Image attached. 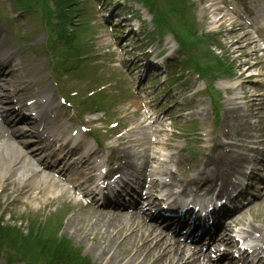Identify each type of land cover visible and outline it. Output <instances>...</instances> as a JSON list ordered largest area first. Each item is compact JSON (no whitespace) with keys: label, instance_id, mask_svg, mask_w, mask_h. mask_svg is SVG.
Returning a JSON list of instances; mask_svg holds the SVG:
<instances>
[{"label":"bare ground","instance_id":"obj_1","mask_svg":"<svg viewBox=\"0 0 264 264\" xmlns=\"http://www.w3.org/2000/svg\"><path fill=\"white\" fill-rule=\"evenodd\" d=\"M247 87V86H246ZM245 90V93L247 94L246 98L249 97V92L246 91L247 88L243 87ZM249 104L252 108L256 109L258 111V114H260V110L264 108V94H255L250 95V98L248 99ZM229 112H235L234 109H229ZM263 117V116H261ZM235 128L231 127V131H234ZM230 135V133L228 134ZM118 156H115L114 159H118ZM231 159V166H228L229 172H235L236 170L233 168V165H238L241 162V159L238 157H232ZM250 161H253L252 159ZM247 163H251V162ZM245 163H243L244 165ZM205 171L213 172V170L208 167L207 165L204 166ZM10 170V169H9ZM8 171V169L5 168V166L0 165V176L4 174V172ZM194 180L199 181L200 184L212 182L210 179H207L202 172L199 169V166L195 167V174L193 177ZM43 196V194H41ZM133 223V222H131ZM225 223H222L220 227L218 228V234L221 232V229L223 228ZM69 230L73 231V234L77 237L84 236V240L91 238L95 232H100V235L103 237H115L120 238L123 241H126V243H131L135 240V238L141 239V245L140 248L145 253L144 259H152L151 264H182L186 262L187 254L188 257H193L189 252L187 254L180 250L175 248L172 245L164 244V242L160 241L159 243L155 242V236L152 234V232L149 229H143L138 226L125 224L123 221H119L116 218V215H113L111 210L104 209L98 212L96 215H89V214H78L77 216H74L70 219V223L68 226ZM220 230V231H219ZM114 245H118L119 243L117 240H113ZM124 245V243H123ZM92 246L97 251H100V246L92 242ZM169 248V254L167 253V249ZM130 250V249H129ZM131 251V250H130ZM155 252L157 254H155ZM106 250L101 253V256H106ZM140 257V256H139ZM142 261L144 264H147V262L142 258ZM225 264V262H221V259L218 260L216 264Z\"/></svg>","mask_w":264,"mask_h":264},{"label":"rangeland","instance_id":"obj_2","mask_svg":"<svg viewBox=\"0 0 264 264\" xmlns=\"http://www.w3.org/2000/svg\"><path fill=\"white\" fill-rule=\"evenodd\" d=\"M194 1V3H195V10H196V16H197V23H198V26L200 27V29L201 30H207L208 28H211L212 27V25H210L209 23H208V17H209V15L210 16H212L214 19H218V14L217 13H219V11H217V8H211L210 9V7L212 6V4H213V0H205V2L202 4V7H201V5L198 3V1L197 0H193ZM207 3V6H208V11H207V9H205V4ZM210 6V7H209ZM68 13V12H67ZM222 16V15H221ZM225 18H223V20H224ZM148 22V24L151 26V28L152 29H154L153 28V24L148 20L147 21ZM13 23V22H12ZM18 26H23V28H26V30L28 31V32H31V33H36L38 30H39V23L37 22V21H35V20H33V19H31V21H30V19L28 20V17H26V19H22L21 20V22H20V24H17ZM213 27H215V26H213ZM237 29H239V27L238 28H236V26H235V31L233 32V33H236L237 31ZM245 30H246V32L245 33H247L249 30L247 29V28H244ZM186 35H188V34H186ZM242 35V33L241 32H239L238 34H234V35H231L230 36V40H229V43L230 44H233V50L235 51V53L237 52V51H239V53H248L249 51H248V49H246V50H244L243 48H242V44L243 43H236V41L238 40V38H239V36H241ZM250 39L252 40V41H255V40H257V38H256V36H254V35H251L250 36ZM236 43V44H235ZM234 45H236V46H234ZM251 46V45H250ZM252 47V46H251ZM253 48V47H252ZM233 56L234 57H237V56H235L234 54H233ZM243 59L245 60V58L243 57ZM254 82H249V86L248 87H251V86H253V85H255V81L256 80H258V81H260V82H262L263 81V79H261V78H259V77H255L254 79ZM7 220H8V218H7ZM11 223H7V222H0V226L5 230V229H7V228H9V227H11V226H13V225H15V226H13L12 227V231L11 232H14V234H19V232H20V227L22 228V227H27L28 225L27 224H25L23 221H21V220H14V221H10ZM33 229V228H32ZM31 228H30V232H31V230H32ZM34 230H35V233L37 232V230H36V228H34ZM10 232V233H11ZM29 232V233H30ZM66 233H67V235H65L67 238H68V240H70L71 242H73L75 245H79V243H77V237H75V236H73L69 231H68V229L65 231ZM24 233L26 234V233H28V229H25V231H24ZM30 245V244H29ZM28 245V246H29ZM8 250H10V251H14L13 250V248H7ZM46 250H48L47 248H45ZM41 253V252H40ZM92 257H93V260L95 261V258H94V256L92 255ZM35 258L38 260V262H39V264H41L42 263V261H43V259H42V257H40V256H35ZM9 264L7 261H6V258L5 257H3L2 256V254H0V264ZM15 264V263H14Z\"/></svg>","mask_w":264,"mask_h":264}]
</instances>
